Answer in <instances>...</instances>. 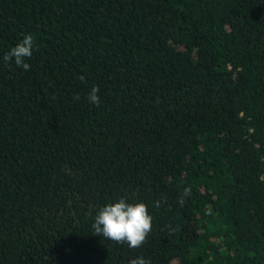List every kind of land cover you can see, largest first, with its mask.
Here are the masks:
<instances>
[{
  "label": "trees",
  "instance_id": "trees-1",
  "mask_svg": "<svg viewBox=\"0 0 264 264\" xmlns=\"http://www.w3.org/2000/svg\"><path fill=\"white\" fill-rule=\"evenodd\" d=\"M120 198L138 249L92 234ZM137 256L264 264V0H0V264Z\"/></svg>",
  "mask_w": 264,
  "mask_h": 264
},
{
  "label": "clouds",
  "instance_id": "clouds-1",
  "mask_svg": "<svg viewBox=\"0 0 264 264\" xmlns=\"http://www.w3.org/2000/svg\"><path fill=\"white\" fill-rule=\"evenodd\" d=\"M34 51V38L32 35H24L15 46L9 49L3 56L5 63L14 62L16 66L27 71L30 65L26 62L30 59ZM79 79L83 82L84 77ZM100 91L98 86H93L88 93L90 104L99 105ZM79 99V96L76 97ZM184 194H190V189L185 188ZM181 204L182 200L179 201ZM155 207H159V201L155 202ZM152 219L147 206L143 202L130 203L124 198H120L112 203H106L95 215L92 229L93 235L116 243H127L129 248L138 249L145 242L148 234L152 231ZM129 264H150V261L143 256H137L129 261Z\"/></svg>",
  "mask_w": 264,
  "mask_h": 264
}]
</instances>
